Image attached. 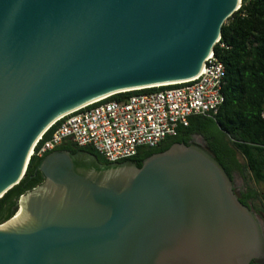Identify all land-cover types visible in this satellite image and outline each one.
<instances>
[{
	"label": "water",
	"instance_id": "1",
	"mask_svg": "<svg viewBox=\"0 0 264 264\" xmlns=\"http://www.w3.org/2000/svg\"><path fill=\"white\" fill-rule=\"evenodd\" d=\"M242 0H0V199L58 118L200 74ZM0 224V264H250L262 223L199 144L102 163L56 149Z\"/></svg>",
	"mask_w": 264,
	"mask_h": 264
},
{
	"label": "trees",
	"instance_id": "2",
	"mask_svg": "<svg viewBox=\"0 0 264 264\" xmlns=\"http://www.w3.org/2000/svg\"><path fill=\"white\" fill-rule=\"evenodd\" d=\"M220 41L224 46L217 43L214 52L225 65L226 78L222 90L225 101L217 114L213 117L193 115L189 117L188 126L179 127L177 136L168 137L156 148H143L136 157L121 161L133 160L141 166L145 158L174 143L189 144L192 134L199 132L205 135L207 149L231 177L234 170L242 173L249 170L255 181L264 183V0H242L240 9L224 23ZM153 90L157 89L131 90L111 95V98L124 99ZM59 149L86 150L97 155L100 162H110L90 146L79 147L67 142ZM239 155L244 157L245 163L239 160ZM40 159L32 155L23 179L0 199V224L13 217L12 211L17 209V201L23 194L43 182L37 170ZM259 198V192L248 187L244 199L240 200L256 209ZM250 264L264 263L253 260Z\"/></svg>",
	"mask_w": 264,
	"mask_h": 264
},
{
	"label": "built area",
	"instance_id": "3",
	"mask_svg": "<svg viewBox=\"0 0 264 264\" xmlns=\"http://www.w3.org/2000/svg\"><path fill=\"white\" fill-rule=\"evenodd\" d=\"M225 78V65L213 51L192 79L149 87L157 90L124 99L104 97L61 116L37 139L31 156L42 158L71 142L94 148L110 162L136 157L141 149L177 136L189 117L216 115L225 101Z\"/></svg>",
	"mask_w": 264,
	"mask_h": 264
},
{
	"label": "rangeland",
	"instance_id": "4",
	"mask_svg": "<svg viewBox=\"0 0 264 264\" xmlns=\"http://www.w3.org/2000/svg\"><path fill=\"white\" fill-rule=\"evenodd\" d=\"M238 158L242 163H245V159L242 155H239ZM235 179L241 186L252 187L259 192L260 198L256 201L257 208L255 210L259 216L264 231V183L255 181L249 170L244 171V173L236 172Z\"/></svg>",
	"mask_w": 264,
	"mask_h": 264
},
{
	"label": "flooded vegetation",
	"instance_id": "5",
	"mask_svg": "<svg viewBox=\"0 0 264 264\" xmlns=\"http://www.w3.org/2000/svg\"><path fill=\"white\" fill-rule=\"evenodd\" d=\"M209 129H210V127H209ZM170 141H171V139L169 140V142ZM194 143L195 144H199V145L207 148V141H206L205 135L203 133L195 132V133L192 134V136H191V138L189 140V144H194ZM236 172H239V171L234 170L232 172V178H233V182H234V189H235V192H236L237 196L239 198L244 199V195L247 193V188L248 187L241 186L240 184H238L236 182V179H235V173ZM249 204H252V202L249 201ZM252 209H253L255 215L257 216V218L259 219V216H258L256 210L254 208H252ZM262 229H263V227H262ZM260 261L264 263V258L262 260H260Z\"/></svg>",
	"mask_w": 264,
	"mask_h": 264
}]
</instances>
